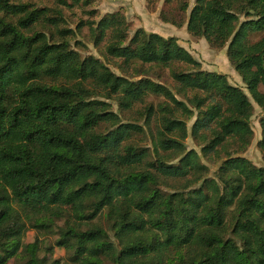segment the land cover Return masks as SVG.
Listing matches in <instances>:
<instances>
[{
  "label": "trees",
  "instance_id": "16d2710c",
  "mask_svg": "<svg viewBox=\"0 0 264 264\" xmlns=\"http://www.w3.org/2000/svg\"><path fill=\"white\" fill-rule=\"evenodd\" d=\"M61 13L0 0V264H60L47 260L46 236L67 264H264V167L241 157L253 140V104L264 108V0H194L186 25L225 48L248 94L201 70L173 37L142 29L129 37L116 13L86 23L119 68L168 69L178 93L194 92L195 111L165 85L116 75L74 50ZM150 96L164 101L144 108L142 125L111 108L129 112ZM193 116L202 156L222 160L211 177L183 144L182 118ZM257 122L264 158V114ZM146 130L151 148L134 141ZM30 229L43 239L24 244Z\"/></svg>",
  "mask_w": 264,
  "mask_h": 264
},
{
  "label": "rangeland",
  "instance_id": "374dc122",
  "mask_svg": "<svg viewBox=\"0 0 264 264\" xmlns=\"http://www.w3.org/2000/svg\"><path fill=\"white\" fill-rule=\"evenodd\" d=\"M25 3H31L37 8H47L51 10L60 9L62 11L61 18L63 23L60 27L71 29L74 35L70 36L71 47L78 51L81 55H92L98 58L116 75H122L129 80H139L141 78H148L154 82L165 85L174 94L175 98L184 102L186 106L195 111L193 105L189 100L193 97L194 92H186L185 95L178 93L177 86L170 78L168 69L153 67L150 65H140L134 63L133 66L137 67L138 72H133V68H119L120 61L111 59L105 56V41L100 45L95 46L89 36V30L86 23L98 21L100 18L107 14H118L122 16L128 27V35L131 37L137 29H142L146 33H155L163 38L173 37L177 40L178 44L184 48L196 61L200 63L201 70L207 72H215L223 74L227 77L230 84L238 86L245 90L240 77L229 65L225 55V48L217 49L211 48L203 38H195L191 36L187 30L186 25L191 8L194 5V0H89L87 4H74L69 7H60L55 0H21ZM70 3V2H69ZM187 9H183L184 6ZM82 23L83 25L79 30L77 26ZM172 23L178 24V26ZM37 30L41 31L40 27ZM261 35L256 37L259 38ZM255 40V38H253ZM79 43V46L75 45ZM175 68L185 71L190 67L185 64H178ZM142 71V72H139ZM262 89V88H261ZM164 101L161 97L150 96L142 105L134 106L133 110L129 112H119V107L115 101H110L113 111L119 113L123 122H135L142 125L144 122L143 110L148 105L156 106ZM264 114V108L260 109L253 104V114L250 124L253 130V140L247 150L241 154L252 162L256 167H264V158L258 152L256 143L260 138V128L258 126V119ZM186 124V137L183 141L185 149L195 151L200 157V161L208 168L207 175L211 177L217 170L222 160H218L212 154L202 156L201 147L203 146L200 138H194L191 134V127L195 121V116L191 118H182ZM154 126L150 128L151 132L154 131ZM149 130H146L145 135H136L135 143L139 146L150 147ZM62 225V221L58 222ZM100 225L106 229V220L104 217L100 220ZM35 237L43 239L38 231L33 229L28 230L23 237L24 244H31L34 242ZM55 236H46L43 241L45 245L51 247L50 252L46 254L47 260H59L60 264H67L68 253L65 249L54 246ZM46 252L41 251V257ZM20 261L11 259L7 264H19ZM112 264V263H105Z\"/></svg>",
  "mask_w": 264,
  "mask_h": 264
}]
</instances>
